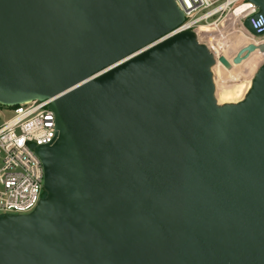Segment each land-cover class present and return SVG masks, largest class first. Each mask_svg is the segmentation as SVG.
Returning a JSON list of instances; mask_svg holds the SVG:
<instances>
[{
	"label": "water",
	"instance_id": "1",
	"mask_svg": "<svg viewBox=\"0 0 264 264\" xmlns=\"http://www.w3.org/2000/svg\"><path fill=\"white\" fill-rule=\"evenodd\" d=\"M183 21L174 0H0V105L53 99L56 129L0 264H264V62L218 104L213 67L256 47L230 64Z\"/></svg>",
	"mask_w": 264,
	"mask_h": 264
},
{
	"label": "built area",
	"instance_id": "2",
	"mask_svg": "<svg viewBox=\"0 0 264 264\" xmlns=\"http://www.w3.org/2000/svg\"><path fill=\"white\" fill-rule=\"evenodd\" d=\"M174 1L183 12L184 21L172 34L193 31L198 35L201 28H207L222 38L224 22L230 19L232 26L238 22L234 32L243 30L247 44H253L255 52L264 58V11L254 19L259 10L248 0ZM246 19L261 37L251 35L243 27ZM52 100H34L13 107L0 105V217L28 214L46 196L43 167L35 148L55 139Z\"/></svg>",
	"mask_w": 264,
	"mask_h": 264
},
{
	"label": "rangeland",
	"instance_id": "3",
	"mask_svg": "<svg viewBox=\"0 0 264 264\" xmlns=\"http://www.w3.org/2000/svg\"><path fill=\"white\" fill-rule=\"evenodd\" d=\"M231 20H227L223 25L222 38L213 32L201 31L197 38L200 42L207 44L212 50L215 57L224 56L229 63L236 52L246 42L241 35L235 34L234 29L238 27V22L231 24ZM241 32L245 35L243 30ZM264 62V58L258 55H250V57L239 65L231 64L229 68H224L217 63L213 67V76L215 84V97L218 104L236 103L244 97L250 86L253 75L259 66Z\"/></svg>",
	"mask_w": 264,
	"mask_h": 264
},
{
	"label": "bare ground",
	"instance_id": "4",
	"mask_svg": "<svg viewBox=\"0 0 264 264\" xmlns=\"http://www.w3.org/2000/svg\"><path fill=\"white\" fill-rule=\"evenodd\" d=\"M240 10H241V9L237 10L236 13L239 12ZM233 22H234V21H233ZM234 23H235V22H234ZM201 31H204V32H205V31H209V30H208L207 28H201V29H200V32H201ZM238 32H239V31H235V34H239V35H241V36L245 39V40H243V41L246 42V44H247V43L249 42L247 36L244 35L242 32H240V33H238ZM246 44H245V45H246ZM260 48H261V47H260ZM261 49H262V48H261ZM253 54H254V55H258V52H255V53H253ZM259 56H261V55L259 54Z\"/></svg>",
	"mask_w": 264,
	"mask_h": 264
}]
</instances>
